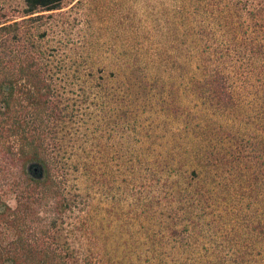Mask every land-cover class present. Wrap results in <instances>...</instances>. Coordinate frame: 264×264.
<instances>
[{
    "label": "trees",
    "instance_id": "trees-1",
    "mask_svg": "<svg viewBox=\"0 0 264 264\" xmlns=\"http://www.w3.org/2000/svg\"><path fill=\"white\" fill-rule=\"evenodd\" d=\"M4 179L0 264H264V0H0Z\"/></svg>",
    "mask_w": 264,
    "mask_h": 264
},
{
    "label": "rangeland",
    "instance_id": "rangeland-1",
    "mask_svg": "<svg viewBox=\"0 0 264 264\" xmlns=\"http://www.w3.org/2000/svg\"><path fill=\"white\" fill-rule=\"evenodd\" d=\"M6 180L7 179H4L1 183L2 184H0V188H6L7 187V182H6ZM68 185H70V184H68ZM79 185H82V184H79ZM96 186V185H95ZM4 198L6 199V201L10 204V205H12L13 204V198H12V196L11 195H4ZM80 240H82V238L80 237ZM81 242H83V240L81 241Z\"/></svg>",
    "mask_w": 264,
    "mask_h": 264
}]
</instances>
